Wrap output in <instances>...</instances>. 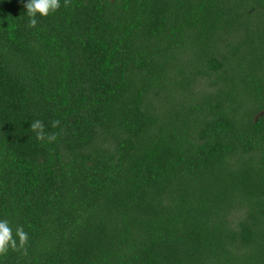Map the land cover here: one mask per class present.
Returning <instances> with one entry per match:
<instances>
[{
  "label": "trees",
  "instance_id": "obj_1",
  "mask_svg": "<svg viewBox=\"0 0 264 264\" xmlns=\"http://www.w3.org/2000/svg\"><path fill=\"white\" fill-rule=\"evenodd\" d=\"M27 2L0 0V221L28 234L0 264H264V0Z\"/></svg>",
  "mask_w": 264,
  "mask_h": 264
},
{
  "label": "clouds",
  "instance_id": "obj_2",
  "mask_svg": "<svg viewBox=\"0 0 264 264\" xmlns=\"http://www.w3.org/2000/svg\"><path fill=\"white\" fill-rule=\"evenodd\" d=\"M71 4V0H64V6L68 7ZM27 9L29 16V24L31 27L37 25L36 16L39 14L41 17H47L49 14L56 12L60 7V0H28L24 5ZM60 124L59 120L52 121V127L56 128ZM30 128L36 133V138L42 140L45 138L44 124L40 120H36L31 123ZM58 133H51L47 135L49 143L55 142ZM16 237L19 238V247L17 246V240L13 237L12 228L9 226L7 220L0 221V256L7 255L9 248L13 251L23 250V254H27L28 234L24 231L23 227L16 229Z\"/></svg>",
  "mask_w": 264,
  "mask_h": 264
}]
</instances>
